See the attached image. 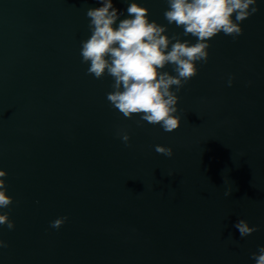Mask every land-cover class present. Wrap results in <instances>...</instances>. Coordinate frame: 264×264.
<instances>
[{
  "label": "water",
  "instance_id": "1",
  "mask_svg": "<svg viewBox=\"0 0 264 264\" xmlns=\"http://www.w3.org/2000/svg\"><path fill=\"white\" fill-rule=\"evenodd\" d=\"M131 2L170 38L196 42L168 24L167 0H113L119 20ZM101 6L0 0V170L13 198L0 213L15 224L0 225V264H255L264 247V0L242 35L208 41L207 63L196 62L177 93L172 132L125 118L106 98L113 78L87 74L86 11ZM241 219L258 230L241 238Z\"/></svg>",
  "mask_w": 264,
  "mask_h": 264
},
{
  "label": "clouds",
  "instance_id": "2",
  "mask_svg": "<svg viewBox=\"0 0 264 264\" xmlns=\"http://www.w3.org/2000/svg\"><path fill=\"white\" fill-rule=\"evenodd\" d=\"M98 2L101 7L86 11L91 34L81 42L82 63L90 65L87 74L101 79L107 73L114 81L113 91L106 97L110 104L127 119L139 116L137 125L146 121L160 125L165 132L181 125V117L176 115L177 93L197 75L196 62L207 63L208 41L220 33L233 38L242 35L241 23L259 11L257 0H167L166 21L182 28L183 35L195 37L196 42L191 43L166 35L167 27L150 21L149 9L140 3L131 2L126 9L130 18L119 20L113 0ZM169 64L174 66L176 75L161 71ZM233 79L229 77L228 86ZM118 135L128 146L127 132ZM155 151L169 158L173 156L170 147L156 145ZM6 176L7 172L0 170V209H7L13 203L7 194ZM230 195L231 192H225L226 197ZM66 220L67 217L57 218L50 226L59 229ZM0 225H7L9 230L15 227L8 213H0ZM235 227L241 238L258 230L244 219ZM3 247L7 244L0 239V248ZM252 259L255 264H264V247L253 253Z\"/></svg>",
  "mask_w": 264,
  "mask_h": 264
}]
</instances>
